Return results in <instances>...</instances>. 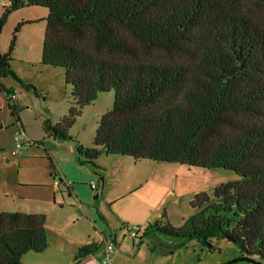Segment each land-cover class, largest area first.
I'll use <instances>...</instances> for the list:
<instances>
[{"label":"trees","instance_id":"16d2710c","mask_svg":"<svg viewBox=\"0 0 264 264\" xmlns=\"http://www.w3.org/2000/svg\"><path fill=\"white\" fill-rule=\"evenodd\" d=\"M32 6L48 10L41 64L63 69L72 87L67 114L57 125L47 120L45 133L70 139L81 110L113 91L92 147L76 146L77 162L114 155L234 172L239 179L212 197L194 196L198 211L181 226L163 219L143 235L195 239L210 251L227 240L240 257L263 261L264 0H7L0 34L8 13ZM20 27L0 53V91L12 115L3 81H20L10 64ZM45 221L0 212V264L44 252Z\"/></svg>","mask_w":264,"mask_h":264},{"label":"rangeland","instance_id":"374dc122","mask_svg":"<svg viewBox=\"0 0 264 264\" xmlns=\"http://www.w3.org/2000/svg\"><path fill=\"white\" fill-rule=\"evenodd\" d=\"M6 5L7 0H0V19ZM47 14L46 8L36 6L12 11L7 14L0 34V53H7L13 33L21 24L10 63L20 81L12 77L3 81L15 95V115H12L5 95L0 91V212H33L40 209L53 215L61 211L46 204L47 199L55 194L52 177L56 168L52 164L57 167L59 163L65 167L67 160L75 158V153L77 157L78 144L92 147L101 116L113 107V91L100 93L93 103L81 110L68 129L70 139H54L45 133L47 120L57 125L67 114L72 91V87L65 82L63 69L41 64ZM19 142L27 145L21 155L16 153ZM133 162V159L101 157L86 164L91 172L95 164L100 166L97 174L94 173L96 177L108 172L109 182L115 187L112 194L130 189V193L115 201L113 206L139 202L142 211L150 212L157 219L166 213L174 227L181 226V217L198 211L190 203L196 194L206 193L212 197L215 188L239 179L234 172L222 168L204 169L153 161H143L142 165L134 168ZM111 166L112 174L109 173ZM55 178L58 180V176ZM94 181L97 183V179ZM80 183L82 193L94 203L96 194L101 193V183L97 192L90 188L92 181L83 180ZM38 198L41 201H37ZM124 213L133 217L128 210L124 209ZM71 218L69 214L67 221L70 227L67 231L75 226ZM131 226L139 227L136 224ZM141 227L133 243L125 230L127 236L123 237L121 230L119 255L113 264H252L241 261L230 263L240 258V249L227 240L213 241L214 249L210 251L195 239H174L158 233L156 236H144V227ZM179 243H183L182 247H173ZM138 247H141L140 252H137ZM260 262L264 264V260Z\"/></svg>","mask_w":264,"mask_h":264},{"label":"crops","instance_id":"0c3cea01","mask_svg":"<svg viewBox=\"0 0 264 264\" xmlns=\"http://www.w3.org/2000/svg\"><path fill=\"white\" fill-rule=\"evenodd\" d=\"M101 157H119L120 159H129L132 161L131 158L123 156L101 155L98 159ZM133 161L135 164L134 168H136L142 165L143 161L147 160ZM58 164L57 167L54 163L52 164L53 168H56V173H54L55 175H53L52 180L54 183L58 181L62 182V184L58 188L54 185L53 190H55V194L53 193L47 199L46 204L55 208L58 207L61 211L53 215H50L49 211L40 209H36L33 212L19 211L20 213L26 214H43L46 218L45 227L48 237V247L46 250L42 253H26L22 257L21 264H100L104 255L103 239L110 240L115 244V250L111 255V263L113 264V260L119 255V233L123 230V237L127 236L123 228L125 224H136L139 225L140 229L142 228L141 226L145 229L148 225L153 224V222L163 219L168 220L166 213L159 215V219H157L150 212L142 211L141 204L136 201L126 202L123 206H113L112 204L115 201L120 200L126 194L130 193V189H125L124 191L121 189L116 194H112L115 187L112 182H109L108 172L105 171L106 174L104 173L102 177L99 175L96 177L94 173L97 174V169L100 166L95 164L93 172L87 170L86 163L80 165L76 161V153L75 158L67 160L65 167ZM109 173L112 174V166ZM56 176H58V180H56ZM95 178L97 179V183L94 181L96 180ZM100 178L102 179L101 181ZM83 180H89V182L94 181L96 186L94 191L96 192L98 190L97 187L101 183V193L99 195L96 194L94 203L82 193L80 182ZM99 197L101 200H99ZM36 200L41 201L39 198ZM124 209L131 212L133 217L131 218L128 213H124ZM3 212L12 213L9 211ZM69 214L72 215V225L75 224L76 227L73 226V228L67 231L70 227L67 221ZM185 218L187 217H181V222ZM129 239L132 243L135 240L130 237ZM85 246L93 247L91 248V253L78 258V251ZM140 248L138 247L137 252H140Z\"/></svg>","mask_w":264,"mask_h":264},{"label":"built area","instance_id":"2783aa9c","mask_svg":"<svg viewBox=\"0 0 264 264\" xmlns=\"http://www.w3.org/2000/svg\"><path fill=\"white\" fill-rule=\"evenodd\" d=\"M11 103L14 104V99H15V95L12 94L11 95ZM17 140H19L17 138ZM27 148V145H22L20 142L17 144L16 146V153L21 155L22 152ZM60 184H62V182H58V181H55L54 185L58 188L60 186ZM67 185V184H66ZM68 186V185H67ZM91 189H96V186H95V182H92L91 183ZM126 234L131 238V239H137L138 238V232L140 231V228L139 227H134V226H131V225H124L123 226ZM103 242H104V255H103V258L102 260L100 261V264H112V258H111V255L113 254L114 250H115V244L110 241V240H106V239H103Z\"/></svg>","mask_w":264,"mask_h":264},{"label":"water","instance_id":"95a60500","mask_svg":"<svg viewBox=\"0 0 264 264\" xmlns=\"http://www.w3.org/2000/svg\"><path fill=\"white\" fill-rule=\"evenodd\" d=\"M235 261L250 262V263H252V264H262L260 261H256V260H254V259H250V258H248V257H246V256H244V257H240V258L235 259V260H232V261H230V263H233V262H235ZM228 264H229V263H228Z\"/></svg>","mask_w":264,"mask_h":264}]
</instances>
